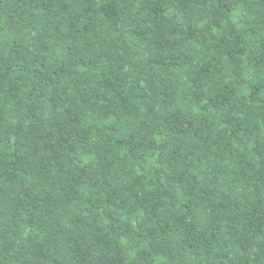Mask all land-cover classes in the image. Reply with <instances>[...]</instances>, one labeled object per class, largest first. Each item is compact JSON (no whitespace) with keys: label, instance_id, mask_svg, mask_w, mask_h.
<instances>
[{"label":"trees","instance_id":"trees-1","mask_svg":"<svg viewBox=\"0 0 264 264\" xmlns=\"http://www.w3.org/2000/svg\"><path fill=\"white\" fill-rule=\"evenodd\" d=\"M0 264H264V0H0Z\"/></svg>","mask_w":264,"mask_h":264}]
</instances>
